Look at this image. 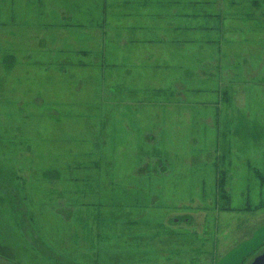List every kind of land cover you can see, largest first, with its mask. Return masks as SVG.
<instances>
[{"label":"rangeland","instance_id":"374dc122","mask_svg":"<svg viewBox=\"0 0 264 264\" xmlns=\"http://www.w3.org/2000/svg\"><path fill=\"white\" fill-rule=\"evenodd\" d=\"M242 2L0 0V264L264 252V15Z\"/></svg>","mask_w":264,"mask_h":264},{"label":"trees","instance_id":"16d2710c","mask_svg":"<svg viewBox=\"0 0 264 264\" xmlns=\"http://www.w3.org/2000/svg\"><path fill=\"white\" fill-rule=\"evenodd\" d=\"M241 0L242 6L245 9V14H241V18L244 20L253 21L256 14L261 13L264 15V0ZM229 17H235V12H229ZM217 16V15H215ZM237 19V17H236Z\"/></svg>","mask_w":264,"mask_h":264},{"label":"crops","instance_id":"0c3cea01","mask_svg":"<svg viewBox=\"0 0 264 264\" xmlns=\"http://www.w3.org/2000/svg\"><path fill=\"white\" fill-rule=\"evenodd\" d=\"M246 252L247 248L245 246L239 247L224 256L218 264H241Z\"/></svg>","mask_w":264,"mask_h":264},{"label":"water","instance_id":"95a60500","mask_svg":"<svg viewBox=\"0 0 264 264\" xmlns=\"http://www.w3.org/2000/svg\"><path fill=\"white\" fill-rule=\"evenodd\" d=\"M250 264H264V252L257 255Z\"/></svg>","mask_w":264,"mask_h":264}]
</instances>
